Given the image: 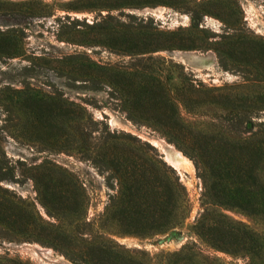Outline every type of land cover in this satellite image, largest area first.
<instances>
[{"label": "rangeland", "instance_id": "374dc122", "mask_svg": "<svg viewBox=\"0 0 264 264\" xmlns=\"http://www.w3.org/2000/svg\"><path fill=\"white\" fill-rule=\"evenodd\" d=\"M242 159L261 197L264 0H0V264H264V204L215 205ZM121 182L161 183L162 230ZM203 211L252 252L197 236Z\"/></svg>", "mask_w": 264, "mask_h": 264}, {"label": "trees", "instance_id": "16d2710c", "mask_svg": "<svg viewBox=\"0 0 264 264\" xmlns=\"http://www.w3.org/2000/svg\"><path fill=\"white\" fill-rule=\"evenodd\" d=\"M178 150L185 157L191 159V156L185 153L183 150L179 148ZM242 160L243 162L241 171L237 173L231 171L229 173V178H240L239 181H230L227 183L226 181L218 180L214 185L215 205H226L238 208L248 206L249 208L254 209L255 201H259L264 204V189L262 188L261 190V197H255L257 195V190L254 188V183L249 180L251 177L248 162H244L245 159ZM175 185L177 186L176 182ZM152 190H157V193H159L162 197L159 198V201H154V204L143 207L134 203L135 197H138L139 195L145 197L148 191ZM163 193L164 191L162 185L159 182H155L152 185L149 183L148 185H144L143 182H136L134 184H125L121 182L119 184L118 197H112L111 201L112 203L115 201L118 202L127 196V202H129L132 212L127 213V215L124 216L126 221L134 226L144 229L160 231L165 226L164 223L166 222L167 218L164 214V207L167 198L163 196ZM174 209L177 208L174 206ZM207 215L208 213L203 211L195 222L194 227L197 236L202 237V239H204L208 244L219 250H225V247L223 246L226 244H237L244 247L247 252H252L256 244V239L253 237V235L247 233L246 231L239 230L232 225H223L222 223L216 221H208ZM182 218L183 217H181V219ZM178 221H180V217L174 215L172 217L171 227L173 228L175 225H177L179 223ZM138 253L143 254L142 252ZM103 260L105 259H102L99 257V255H96V258L91 259L89 264H142L141 262L129 256H123L121 258L112 256V258L108 260V263L103 262Z\"/></svg>", "mask_w": 264, "mask_h": 264}, {"label": "bare ground", "instance_id": "6f19581e", "mask_svg": "<svg viewBox=\"0 0 264 264\" xmlns=\"http://www.w3.org/2000/svg\"><path fill=\"white\" fill-rule=\"evenodd\" d=\"M176 155L178 157V161L171 164L174 168L181 166L183 168L193 169L192 163L187 158H185L180 152H176Z\"/></svg>", "mask_w": 264, "mask_h": 264}]
</instances>
